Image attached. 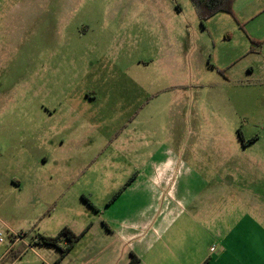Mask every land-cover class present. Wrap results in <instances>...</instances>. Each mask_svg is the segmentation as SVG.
I'll return each mask as SVG.
<instances>
[{"label": "rangeland", "instance_id": "obj_1", "mask_svg": "<svg viewBox=\"0 0 264 264\" xmlns=\"http://www.w3.org/2000/svg\"><path fill=\"white\" fill-rule=\"evenodd\" d=\"M90 93L98 99L83 126L64 145H45L42 110ZM206 130L219 131L218 147L202 156L214 160L217 148L218 178L235 190L213 221L219 233L235 227L229 264L243 247L264 262V0H234L204 25L191 0H0V264H116L104 225L125 204L112 200L151 157H178L180 144L195 145L191 132ZM133 141L131 157L123 147ZM13 177L23 179L20 193ZM83 198L113 205L98 215ZM65 228L87 233L69 256L27 246ZM15 236L28 244L14 245ZM195 237L218 246L202 231Z\"/></svg>", "mask_w": 264, "mask_h": 264}, {"label": "crops", "instance_id": "obj_2", "mask_svg": "<svg viewBox=\"0 0 264 264\" xmlns=\"http://www.w3.org/2000/svg\"><path fill=\"white\" fill-rule=\"evenodd\" d=\"M97 99L94 93H90L83 99L74 100L73 104L65 101L59 103L57 108L43 109L45 119L51 121L50 133L42 137L44 144L52 147H58L59 144L64 145L70 134H75L72 132L75 127L79 126V123L83 126L85 118L88 117L87 109L90 103L96 102ZM218 132L215 130L191 132L192 136L197 139L194 141L195 145L181 147L180 144L178 157L175 152L171 151L167 155L169 157L163 160L155 161L154 157H151V160L145 163L143 171H139L125 185L122 189L123 193L115 196L112 200L113 204L117 201L115 200L117 197L123 200L124 212L121 213L120 219L112 220L109 225L104 226H106L107 235L116 239L110 242V244H115L114 248L117 249L111 257L117 260L116 264H129L133 257L138 259L137 264H229L228 255L231 250H239L236 241L235 243L227 242L234 236L235 227L229 228L226 234L219 233L220 230L216 228V224L213 227V221L218 219L219 213L221 214L219 211L220 198L223 196L232 198L235 190L230 188L232 180H229V176L218 178L217 148H215L214 160L204 159L201 153V150L209 147H218L217 141L212 138L217 137ZM86 136L87 134L84 139ZM32 138L38 139L36 135ZM202 138H209V140L203 141ZM79 141L81 139L68 142L80 147ZM123 150H128L131 157H134V154L138 155L134 141L129 148L123 147ZM186 153H188L190 162L182 160V156ZM42 160L47 162L46 154H31L29 162L40 163ZM221 167L225 169L223 165ZM209 169H215L217 173L213 175L211 171H204ZM11 180L13 190L20 193L23 179L13 177ZM224 189L231 190L230 197L223 191ZM83 201L87 203L84 198ZM113 204L107 207L103 205L102 208L88 206L95 214L100 215ZM247 216L251 215L248 213L245 217ZM257 229L262 230L259 227ZM69 230L77 235L72 228ZM201 231L209 238L216 240L218 246L214 244L202 247L195 237V233ZM188 234L191 236L190 242H188ZM85 235L87 233H82L79 237H85ZM24 238L13 240V244L24 241L26 245ZM32 238L35 248L27 243L32 253L39 255V252L45 248L51 249V252L54 251V247L38 245L36 243L38 236ZM80 238L66 256H69L76 244L80 243ZM242 249L243 258L237 257L236 254L233 263L254 264L257 259L253 260L250 257L247 248ZM90 253L91 258L89 259H95L102 256L103 248L96 252L91 250ZM258 261H260L258 264H264L261 260Z\"/></svg>", "mask_w": 264, "mask_h": 264}, {"label": "trees", "instance_id": "obj_3", "mask_svg": "<svg viewBox=\"0 0 264 264\" xmlns=\"http://www.w3.org/2000/svg\"><path fill=\"white\" fill-rule=\"evenodd\" d=\"M195 7L196 13L202 23L215 16L217 13H231L234 0H191ZM88 205L94 208L85 198ZM80 237L73 234L69 229L65 228L56 237L39 236L37 244L49 246L58 249L62 257L66 256L74 247ZM65 242L67 245L63 248L60 243ZM138 259L133 257L129 264H137Z\"/></svg>", "mask_w": 264, "mask_h": 264}, {"label": "built area", "instance_id": "obj_4", "mask_svg": "<svg viewBox=\"0 0 264 264\" xmlns=\"http://www.w3.org/2000/svg\"><path fill=\"white\" fill-rule=\"evenodd\" d=\"M23 237V236H22ZM21 236H15L14 240H19L20 238H22ZM0 243H3V238H2V233H0Z\"/></svg>", "mask_w": 264, "mask_h": 264}]
</instances>
